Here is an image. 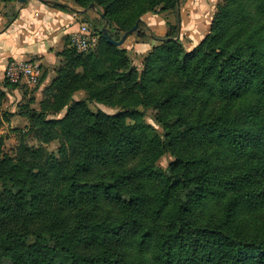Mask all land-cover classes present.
Instances as JSON below:
<instances>
[{"label": "trees", "instance_id": "trees-1", "mask_svg": "<svg viewBox=\"0 0 264 264\" xmlns=\"http://www.w3.org/2000/svg\"><path fill=\"white\" fill-rule=\"evenodd\" d=\"M70 1L94 7L114 41L135 24L130 35L143 37V15L179 2ZM95 26V48L66 44L39 111H26L37 146L20 141L6 156L0 136V258L264 264V0H223L191 49L177 25L151 34L158 43L140 71ZM54 140L65 150L47 151Z\"/></svg>", "mask_w": 264, "mask_h": 264}, {"label": "crops", "instance_id": "crops-1", "mask_svg": "<svg viewBox=\"0 0 264 264\" xmlns=\"http://www.w3.org/2000/svg\"><path fill=\"white\" fill-rule=\"evenodd\" d=\"M51 1V0H46ZM214 0H179V10L147 13L141 21L148 32L136 38L130 35L120 46L141 59L157 43V38L168 32V22L178 20V38L186 49L194 47L209 31ZM61 3V2H60ZM66 10L55 8L37 0H0V79L7 64L13 60H38L46 67H55L57 53L68 44L70 35L82 24L79 18L90 17L91 10H80L66 5ZM87 11V12H86ZM57 49V50H56Z\"/></svg>", "mask_w": 264, "mask_h": 264}, {"label": "rangeland", "instance_id": "rangeland-1", "mask_svg": "<svg viewBox=\"0 0 264 264\" xmlns=\"http://www.w3.org/2000/svg\"><path fill=\"white\" fill-rule=\"evenodd\" d=\"M51 1H58L63 4L75 7L80 10H84V8L79 7L77 4H75L73 1L70 0H51ZM223 0H214L212 5L209 6L211 11V17L208 19L211 23L212 18L214 16L216 7L219 3H221ZM93 9V11L91 10ZM87 11L91 10L90 17L88 15H83L79 18V21L81 23H85L89 26V28H96V24H99L101 26V23H99V12L93 7L90 9H86ZM101 11V9H98ZM179 10V4L174 7H170L165 11H172L173 13H176ZM86 11V12H87ZM162 13V12H161ZM168 25L172 27H176L177 20L174 21V23L168 22ZM104 28L101 26V29ZM148 32V31H147ZM173 34L176 33V30H171ZM149 34V32H148ZM164 37V36H163ZM70 39L68 40V47L69 46ZM123 49V48H121ZM57 50V49H56ZM125 54L127 55L131 66L135 67L138 71L142 68V61L143 57L141 59H135L129 53L127 50L123 49ZM33 60V59H32ZM38 61V60H34ZM62 61V58L60 57L59 63L51 68L46 67L44 64H41V69L43 71V74L46 75L45 79L43 81H39V79L35 83L28 84L25 81H20L17 84H12L8 82L5 77L2 75L0 82L7 81L10 85H13V87H0V95L2 96L1 99V106H0V136L4 138V146L2 147V152L6 156L14 157L16 152V147L20 143V141H24L26 145L28 146H37V142L33 138L32 134L29 132V121L27 118L26 111L27 110H33V111H39L40 108V102L43 100V90L46 86H48L51 82V80L55 76L56 69L60 66ZM41 77V76H40ZM85 96L83 91H78L74 94L73 99L78 100ZM89 108L93 111L96 110H102L106 113H114L115 109L107 107L102 104H96V103H89ZM153 111L148 110L146 112L145 120L146 122L151 125L156 131L159 129L156 123L153 121ZM44 148L52 153L57 154L60 151L65 150V146H63L59 141L54 140L48 144L43 145ZM172 160L170 155L164 154L162 157H160L157 161V165L161 168H166L168 163ZM0 264H12L10 260L6 258H0Z\"/></svg>", "mask_w": 264, "mask_h": 264}, {"label": "built area", "instance_id": "built-area-1", "mask_svg": "<svg viewBox=\"0 0 264 264\" xmlns=\"http://www.w3.org/2000/svg\"><path fill=\"white\" fill-rule=\"evenodd\" d=\"M69 46L76 52L82 53L95 48L98 36L85 23L79 25L78 29L70 37ZM41 64L34 60L16 61L13 60L7 64L3 76L12 83L17 84L25 81L28 84L35 83L41 76Z\"/></svg>", "mask_w": 264, "mask_h": 264}, {"label": "water", "instance_id": "water-1", "mask_svg": "<svg viewBox=\"0 0 264 264\" xmlns=\"http://www.w3.org/2000/svg\"><path fill=\"white\" fill-rule=\"evenodd\" d=\"M18 1L23 4L27 0H18ZM37 1H40L44 4H48L51 6H65V4L60 3L58 1H46V0H37ZM137 26H138V24H135L131 30L124 32V34L122 35V37L119 41L112 40L110 34L107 32V29H105V28L101 29V33L108 42L114 43L116 46H121L124 43L125 39L137 29Z\"/></svg>", "mask_w": 264, "mask_h": 264}]
</instances>
